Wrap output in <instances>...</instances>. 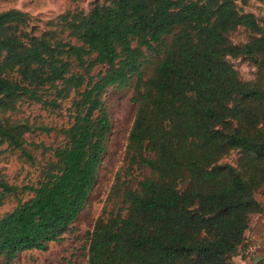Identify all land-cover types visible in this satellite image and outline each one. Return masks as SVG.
Returning <instances> with one entry per match:
<instances>
[{
  "label": "trees",
  "instance_id": "trees-1",
  "mask_svg": "<svg viewBox=\"0 0 264 264\" xmlns=\"http://www.w3.org/2000/svg\"><path fill=\"white\" fill-rule=\"evenodd\" d=\"M239 27L251 35L233 43ZM229 58L250 61L254 77L241 79ZM132 81L123 162L86 233L84 264H234L264 187V28L238 0H108L43 28L0 11V146L29 163L49 153L35 185L0 175L3 196L30 193L0 217L3 264L63 239L112 132L103 96ZM65 101L66 127L17 116L25 104L60 112ZM36 132L61 139L29 142Z\"/></svg>",
  "mask_w": 264,
  "mask_h": 264
},
{
  "label": "rangeland",
  "instance_id": "rangeland-1",
  "mask_svg": "<svg viewBox=\"0 0 264 264\" xmlns=\"http://www.w3.org/2000/svg\"><path fill=\"white\" fill-rule=\"evenodd\" d=\"M108 0H0V11L16 8L27 12L32 22L39 28L57 14L69 9L80 8L87 12L95 3H104ZM240 8L255 14L259 24L264 28V4L258 0H246L244 3L238 0ZM251 33L243 27L231 32L228 37L233 43L244 42ZM234 68L243 80H251L254 77L255 67L248 60L229 58ZM145 73L149 69L144 66ZM133 81L127 87H109L103 98L112 122V132L107 141L106 153L98 168L97 181L91 190L85 206L76 220L63 234L59 242H51L46 251L29 250L21 252L13 264H84L87 261L88 239L86 233L93 228L95 220L103 210L107 192L112 183L114 173L122 165L124 150L129 129L134 119L136 103L133 97ZM69 101L63 103V110L51 112L37 104L23 105V113L17 116L28 117L31 122L49 127H66L70 124L65 108ZM29 142L44 143L52 146L61 139L54 132L49 134L36 132L27 134ZM37 160L35 163L27 162L19 152L10 150L5 145L0 146V175L10 184L22 187L35 185L39 178V168L49 153L43 155L41 150L33 151ZM237 155L232 152L224 158V162H235ZM30 193L24 192L17 196L13 194L2 195L0 190V217L4 212L10 211L16 205L18 199H26ZM235 264V262L233 261ZM0 264L2 259H0Z\"/></svg>",
  "mask_w": 264,
  "mask_h": 264
},
{
  "label": "crops",
  "instance_id": "crops-1",
  "mask_svg": "<svg viewBox=\"0 0 264 264\" xmlns=\"http://www.w3.org/2000/svg\"><path fill=\"white\" fill-rule=\"evenodd\" d=\"M255 197L263 207V212L250 215L243 245L232 257L235 264H264V187L259 189ZM250 245L256 246L255 251L248 252Z\"/></svg>",
  "mask_w": 264,
  "mask_h": 264
},
{
  "label": "built area",
  "instance_id": "built-area-1",
  "mask_svg": "<svg viewBox=\"0 0 264 264\" xmlns=\"http://www.w3.org/2000/svg\"><path fill=\"white\" fill-rule=\"evenodd\" d=\"M255 249H256V246L255 245H250L248 247V252H253V251H255Z\"/></svg>",
  "mask_w": 264,
  "mask_h": 264
}]
</instances>
